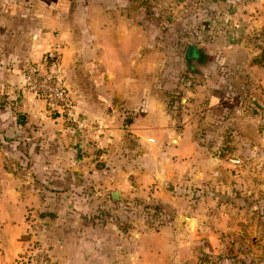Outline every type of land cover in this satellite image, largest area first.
I'll return each instance as SVG.
<instances>
[{"label":"crops","instance_id":"1","mask_svg":"<svg viewBox=\"0 0 264 264\" xmlns=\"http://www.w3.org/2000/svg\"><path fill=\"white\" fill-rule=\"evenodd\" d=\"M226 2L0 0V264H15L18 238L25 232L24 219L31 207L116 205L142 198L163 205V224L171 225L194 183H207L235 166L232 160L226 166L221 158L208 156L191 120L180 129V118L161 114V93L172 99L183 84L170 88V83H161L155 88L148 80L152 72L170 70L168 61L178 47L183 48L184 59L190 46L200 45L197 70L204 66L205 44L192 43L190 37L192 30L203 34L210 16L219 20V15L227 14L234 20L230 24L236 26V103H230L236 104L240 130L256 117L252 108H263L259 126L264 141V46L259 47L258 39L264 34L260 5L264 0ZM182 30L189 36H172ZM212 38L217 44L222 41ZM51 48L59 49L77 113L92 129L68 127L62 117L45 111L41 99L24 90L26 69ZM217 59L228 61L225 55ZM187 69L193 79H202L188 65ZM219 101L216 105H224L226 99ZM230 103L225 107L229 109ZM158 124L163 127L162 139H156L161 136ZM258 144L249 146L247 166L264 160V142ZM114 192L117 201L112 199ZM93 224L86 226L90 235L82 239L59 233L56 216L49 229L57 239L51 245L50 264H160L161 249L171 247L170 228L137 234L148 228L133 221L130 231H135L140 247L124 249L120 240L127 237L126 230Z\"/></svg>","mask_w":264,"mask_h":264},{"label":"rangeland","instance_id":"2","mask_svg":"<svg viewBox=\"0 0 264 264\" xmlns=\"http://www.w3.org/2000/svg\"><path fill=\"white\" fill-rule=\"evenodd\" d=\"M227 5L231 6V2H226ZM260 5L264 6V2ZM219 17V20H214L210 16L206 29H202L203 34L191 31L192 43H204L207 52L204 66L196 70L202 79L192 78L183 59V48L178 47L177 55L168 61L171 67L167 68L170 70L156 74L152 72L148 80L152 81L155 88L161 83H170V88L175 84H183L189 93L183 88L182 92L174 95L172 99L168 98L171 94L168 96L164 92L161 93V114L173 119L180 118V129H184V125L191 120L192 131L199 144L206 147L208 156L221 158L226 166L230 160L236 163V159H240V164L237 167L234 164L231 168H225V173L208 180L207 183H194L191 191L185 196L186 200L179 214H174L177 221L171 225L163 224V205L160 204V207L154 204L155 202L148 203L142 198L124 199L121 204L116 205L108 202L105 205L31 207L24 219L25 232L18 238L20 251L15 264H37L42 255L47 257V264L51 263V245L57 239L49 232L50 226L54 225L42 221L44 215L57 216L61 231L59 233L77 237L80 235L82 239L90 235L91 229L86 226H92V223L100 226L113 224L128 233L127 237L120 240L124 249L140 247V244L136 243L137 239L133 237L135 231H130L133 221H140L143 227L148 228L138 230L137 234L160 233L162 229L170 228L167 237L170 238L171 247L161 249L160 264H264V160L247 166L249 146L264 142L259 126L263 108L257 104V110L252 108V113L256 114L254 120L250 124L245 122L246 126L242 124L241 130L239 126L237 128L236 118L239 114L236 112V104H232L236 103V26L230 24L234 22L231 16L224 14ZM188 32L182 30L172 36L177 39L184 37L182 34L189 36ZM212 37H220L221 43H215ZM248 37H251V34ZM258 39H262L259 46L262 48L264 34ZM222 55L227 56L228 61L222 63L217 59ZM154 68L157 69L156 66ZM164 72L169 73V76ZM217 98H225L227 102L222 103L224 105H216L220 100ZM231 101L233 102L230 103ZM228 102L231 104L229 109L225 107ZM254 122L256 123L253 125ZM255 125L257 140L252 139ZM157 127H160L158 133L161 136L155 137L162 139L163 127L160 124ZM240 136L242 139H239ZM236 172L240 173L237 177ZM179 215L192 218V222L186 227L183 226Z\"/></svg>","mask_w":264,"mask_h":264},{"label":"built area","instance_id":"3","mask_svg":"<svg viewBox=\"0 0 264 264\" xmlns=\"http://www.w3.org/2000/svg\"><path fill=\"white\" fill-rule=\"evenodd\" d=\"M24 90L41 99L44 102L45 111L49 115L62 117L68 127L79 131L90 128L79 117L76 105L70 96L59 49L51 48L43 54L39 63L26 69ZM234 164H239V161L236 160ZM37 264H47V257L42 255Z\"/></svg>","mask_w":264,"mask_h":264},{"label":"water","instance_id":"4","mask_svg":"<svg viewBox=\"0 0 264 264\" xmlns=\"http://www.w3.org/2000/svg\"><path fill=\"white\" fill-rule=\"evenodd\" d=\"M200 49H201L200 45H192L188 48V50L185 54V57H184L186 64L188 65V67L194 73L195 76H196V70H197L196 60L199 57V50ZM112 199L114 201L118 200V194L116 192L112 193ZM42 220L44 222H46L47 224L54 225L56 222V216L55 215H49L45 219H42ZM181 220H182V222H184L186 224L190 223V219H188L187 217H182Z\"/></svg>","mask_w":264,"mask_h":264}]
</instances>
